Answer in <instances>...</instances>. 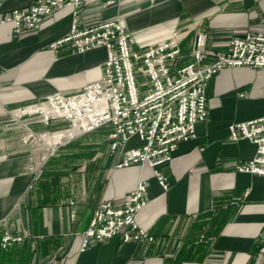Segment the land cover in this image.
<instances>
[{
  "label": "crops",
  "instance_id": "1",
  "mask_svg": "<svg viewBox=\"0 0 264 264\" xmlns=\"http://www.w3.org/2000/svg\"><path fill=\"white\" fill-rule=\"evenodd\" d=\"M32 1L0 0V19ZM81 1L75 15L69 4L57 7L20 35L10 23L0 24V241L5 233L18 238L0 245V264H262L264 176L237 171L255 146L230 141L227 127L264 116L263 70L229 67L213 76L195 138L154 168H117L109 126L82 134L61 130L46 144L33 139L35 117L12 113L56 93H75L101 71L103 48L83 54L68 45L50 48L73 19L90 28L120 18L133 48L172 39L184 63L200 34L204 49L226 51L233 37L264 32V0ZM58 122L64 121L41 122V128L53 131ZM138 144L131 139L126 147ZM154 171L166 179V190ZM138 180L145 182L147 202L135 221L152 239L123 243L115 236L82 249L94 209L102 202L120 206Z\"/></svg>",
  "mask_w": 264,
  "mask_h": 264
},
{
  "label": "built area",
  "instance_id": "2",
  "mask_svg": "<svg viewBox=\"0 0 264 264\" xmlns=\"http://www.w3.org/2000/svg\"><path fill=\"white\" fill-rule=\"evenodd\" d=\"M68 4L75 15L82 1L33 0L25 9L11 10L0 19V24L10 23L13 33L20 35L33 30L41 17ZM64 45L77 54L103 48L106 59L98 76L75 93H56L46 97L44 103L25 109L43 105L48 108V114L34 113L44 123L65 121L68 129L77 130L75 134L109 126V148L117 156V168L134 164L154 168L168 162L179 143L193 140L195 124L207 115V84L222 69L249 67L264 71L263 31L250 30L233 37L226 51L204 49L205 36L200 34L190 59L184 63L178 44L172 39L133 48L131 36L120 18L90 28H79L73 19L68 33L51 43L50 48L57 50ZM227 130L230 141L246 139L255 146L253 157L238 165L237 171L264 176V116L231 123ZM131 139L139 144L127 148ZM154 176L166 190V179L156 171ZM145 193V182L138 180L120 206L100 203L92 212L81 248L92 240L115 236L123 243L150 241L152 238L135 221L136 213L146 205ZM16 240L5 233L0 245L4 248Z\"/></svg>",
  "mask_w": 264,
  "mask_h": 264
},
{
  "label": "rangeland",
  "instance_id": "3",
  "mask_svg": "<svg viewBox=\"0 0 264 264\" xmlns=\"http://www.w3.org/2000/svg\"><path fill=\"white\" fill-rule=\"evenodd\" d=\"M98 76V75H97ZM243 95V93H240L239 95ZM41 103H44V102H41ZM32 105H36V104H31V105H27V106H24V107H22V108H19V109H17L16 111H14L13 113H12V115H15V116H17V117H19V119H21V118H24V117H26V116H31V117H35V119H36V123L37 124H35V125H38V128H39V130L37 131V132H35L34 134H33V139H35V141H38V142H42V143H45L46 142V144H47V136H51V135H53V134H55L56 132H58V131H61V130H64V131H66L65 133L66 134H69L70 132H69V129H68V123L67 122H58L57 123V127H55L56 129L55 130H53V131H45V129H43V128H41L43 125L41 124V122L44 124V125H46L44 122H43V120H42V117L38 114V113H27V112H29V111H36V110H41L42 112H44L45 113V111L43 110V108L45 107V106H40V107H36L35 108V110H29V111H23V113H19L20 112V110H22V109H25L26 107H29V106H32ZM46 114V113H45ZM37 120H38V122H37ZM50 122V121H49ZM48 122V123H49ZM45 127V126H44ZM57 136V135H56ZM64 138H66V137H64ZM64 138H62L61 140H60V142L64 139ZM28 139V138H27ZM30 139H32V138H30ZM59 142V143H60ZM58 144V143H57ZM55 145L56 144H54V146H49L50 147V149L51 148H54L55 147Z\"/></svg>",
  "mask_w": 264,
  "mask_h": 264
},
{
  "label": "bare ground",
  "instance_id": "4",
  "mask_svg": "<svg viewBox=\"0 0 264 264\" xmlns=\"http://www.w3.org/2000/svg\"><path fill=\"white\" fill-rule=\"evenodd\" d=\"M41 106H43V105H41ZM35 108L36 107H30V108H27V109H24V110H21V112H23V111H29V110H35ZM43 110L45 111V113L46 114H48L49 113V110H48V108H46V107H44L43 108ZM37 112H41L42 114H44V115H46L44 112H42L41 110H36ZM73 131H77L76 129H69V134H71Z\"/></svg>",
  "mask_w": 264,
  "mask_h": 264
}]
</instances>
